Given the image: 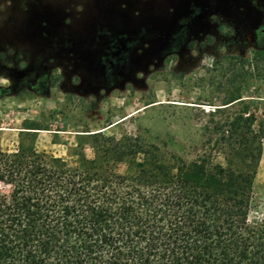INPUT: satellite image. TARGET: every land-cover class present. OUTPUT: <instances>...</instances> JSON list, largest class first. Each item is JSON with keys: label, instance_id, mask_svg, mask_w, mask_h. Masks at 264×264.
<instances>
[{"label": "rangeland", "instance_id": "1", "mask_svg": "<svg viewBox=\"0 0 264 264\" xmlns=\"http://www.w3.org/2000/svg\"><path fill=\"white\" fill-rule=\"evenodd\" d=\"M0 79L3 151L71 164L101 131L193 159L205 125L233 109L207 111L231 96L264 118V0H0ZM257 147L251 223L264 215Z\"/></svg>", "mask_w": 264, "mask_h": 264}, {"label": "trees", "instance_id": "2", "mask_svg": "<svg viewBox=\"0 0 264 264\" xmlns=\"http://www.w3.org/2000/svg\"><path fill=\"white\" fill-rule=\"evenodd\" d=\"M223 105L206 114L232 113L205 125L189 160L101 131L71 164L0 149V264H264V215L248 221L264 118L237 97Z\"/></svg>", "mask_w": 264, "mask_h": 264}, {"label": "clouds", "instance_id": "3", "mask_svg": "<svg viewBox=\"0 0 264 264\" xmlns=\"http://www.w3.org/2000/svg\"><path fill=\"white\" fill-rule=\"evenodd\" d=\"M8 81L6 79H0V84H7Z\"/></svg>", "mask_w": 264, "mask_h": 264}]
</instances>
